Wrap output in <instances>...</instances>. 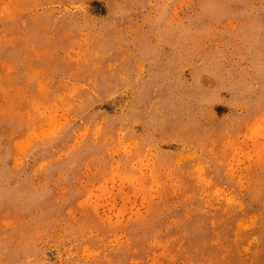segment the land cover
<instances>
[{"label": "rangeland", "instance_id": "1", "mask_svg": "<svg viewBox=\"0 0 264 264\" xmlns=\"http://www.w3.org/2000/svg\"><path fill=\"white\" fill-rule=\"evenodd\" d=\"M0 264H264V0H0Z\"/></svg>", "mask_w": 264, "mask_h": 264}]
</instances>
